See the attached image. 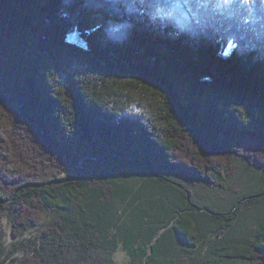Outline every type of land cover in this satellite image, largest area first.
I'll return each mask as SVG.
<instances>
[{"label": "trees", "instance_id": "1", "mask_svg": "<svg viewBox=\"0 0 264 264\" xmlns=\"http://www.w3.org/2000/svg\"><path fill=\"white\" fill-rule=\"evenodd\" d=\"M3 219L0 264H264V0H0Z\"/></svg>", "mask_w": 264, "mask_h": 264}, {"label": "rangeland", "instance_id": "2", "mask_svg": "<svg viewBox=\"0 0 264 264\" xmlns=\"http://www.w3.org/2000/svg\"><path fill=\"white\" fill-rule=\"evenodd\" d=\"M244 173V174H243ZM241 173L238 177L229 180V190H220V189H210L207 185H205L203 182H196L198 185L196 186V192H197V202L202 205L210 206L214 209H226L227 205L231 203L234 196H231L233 194L232 191H230V187L233 186V188L237 189V187L242 186L244 183V180L249 178V176L255 175V177H259V175L256 173V171L244 169V172ZM237 186V187H236ZM116 217H119V210L115 213ZM48 220V217L44 214L42 216L41 223H45ZM128 221V219L126 220ZM1 225L3 228V245L6 248L7 251L11 249L12 244L27 240V239H34L39 234V229L35 228L28 232L23 233L19 238L12 237L11 234V226L10 224L5 220H1ZM115 264H129L130 258L127 254V252L123 249L121 242L118 243L117 249L114 252L113 255Z\"/></svg>", "mask_w": 264, "mask_h": 264}, {"label": "water", "instance_id": "3", "mask_svg": "<svg viewBox=\"0 0 264 264\" xmlns=\"http://www.w3.org/2000/svg\"><path fill=\"white\" fill-rule=\"evenodd\" d=\"M109 156L117 157V156L114 155V154H108L107 156L101 157V158L96 159V160H103L104 158H107V157H109ZM87 159H92V158H87ZM87 159L85 158V159H83V160H81V161L78 162V164L80 165V167H81V169H82V171H83V174H84L85 171H86L85 167L83 166V163H84V161L87 160Z\"/></svg>", "mask_w": 264, "mask_h": 264}, {"label": "snow or ice", "instance_id": "4", "mask_svg": "<svg viewBox=\"0 0 264 264\" xmlns=\"http://www.w3.org/2000/svg\"><path fill=\"white\" fill-rule=\"evenodd\" d=\"M69 39H70V40H73V41H76V42H79V41H77V38H76L75 35L70 36ZM81 46H83L82 43H81ZM224 54H225V55H228V52L226 51Z\"/></svg>", "mask_w": 264, "mask_h": 264}, {"label": "clouds", "instance_id": "5", "mask_svg": "<svg viewBox=\"0 0 264 264\" xmlns=\"http://www.w3.org/2000/svg\"><path fill=\"white\" fill-rule=\"evenodd\" d=\"M208 78L207 77H205V80H207Z\"/></svg>", "mask_w": 264, "mask_h": 264}]
</instances>
